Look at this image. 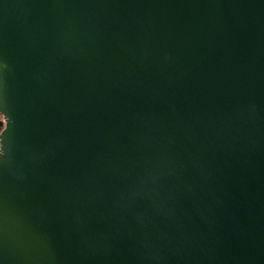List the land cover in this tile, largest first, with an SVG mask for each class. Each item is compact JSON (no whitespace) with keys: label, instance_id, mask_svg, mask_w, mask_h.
I'll use <instances>...</instances> for the list:
<instances>
[{"label":"water","instance_id":"water-1","mask_svg":"<svg viewBox=\"0 0 264 264\" xmlns=\"http://www.w3.org/2000/svg\"><path fill=\"white\" fill-rule=\"evenodd\" d=\"M0 264H264V0H0Z\"/></svg>","mask_w":264,"mask_h":264},{"label":"built area","instance_id":"built-area-1","mask_svg":"<svg viewBox=\"0 0 264 264\" xmlns=\"http://www.w3.org/2000/svg\"><path fill=\"white\" fill-rule=\"evenodd\" d=\"M6 125V120H5V117L0 114V128L1 130L5 127ZM0 149H1V136H0Z\"/></svg>","mask_w":264,"mask_h":264}]
</instances>
